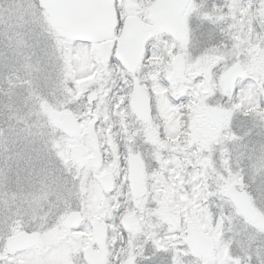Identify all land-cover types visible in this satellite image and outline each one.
Here are the masks:
<instances>
[{
	"label": "rangeland",
	"instance_id": "obj_1",
	"mask_svg": "<svg viewBox=\"0 0 264 264\" xmlns=\"http://www.w3.org/2000/svg\"><path fill=\"white\" fill-rule=\"evenodd\" d=\"M126 1L142 7L144 12L140 16L145 21V9L151 0ZM250 1L206 0L205 13L212 19L202 18L198 22V35L201 32L209 33L213 37L211 43H220L222 27L235 25L233 27L236 31L239 28L240 10L247 7ZM25 4L35 15L25 14L21 10ZM230 4H234L233 12L229 10ZM213 6L217 11L213 10ZM201 13L203 15L204 11ZM233 13L236 20L231 18ZM220 16L223 19H218ZM191 21L189 19L188 24ZM250 21L251 17L245 14L243 27H248ZM259 21L264 25V17L259 16ZM233 43H236L233 39L228 42L227 58L226 54L223 56L225 63H230L237 51L232 47ZM71 44L50 30L36 0H0L1 232L5 220L17 219L25 224L34 217L49 215L52 208L57 209L56 213L52 212L53 215H62L71 206H75L76 195H81V192H77V184L64 181L62 175L71 172L70 169L74 167L69 159V148L73 143L81 145L87 156L91 155L89 139L81 135L72 141L53 129L47 116L50 110H59L71 112L78 117L81 106L74 100L75 95L95 84L94 79L80 75V70L87 64L88 55L72 54ZM243 46V43H238V50L245 51ZM205 49L203 46L193 51V47L188 45V70L203 65L200 56ZM195 51L199 55L197 63L192 62ZM222 53V48L219 52H212L213 64L215 57ZM221 67V63H215L216 72ZM189 88L193 89L195 85L190 84ZM110 102L111 96L107 89L90 108L100 118L96 133L105 146L106 168L114 166V153L105 145V134L110 132L114 117H125L124 111L114 112ZM241 114V111L235 110L228 120L227 181L228 185L246 190L264 216V173L256 170L259 156L253 140L252 123L243 124ZM218 167L221 168L220 163ZM215 195L218 201L213 198V203L207 207L197 203L190 212L181 209L179 221H175L179 208L176 205L164 207L163 218L156 211L146 209V206L141 208L142 211L136 209L141 230L138 235L131 236L130 242L131 255L138 264H219L220 261L226 264H253L250 259L256 257L260 264H264V245L254 244L264 241V234L258 235L253 229L245 227L231 206L221 200L220 193ZM61 205L69 207L59 209ZM189 222H195L200 231L212 238V260H193L186 251L184 233ZM169 228L178 230L169 232ZM1 232L0 264H9L7 261L1 262L4 254ZM166 236L175 238L168 241L164 239ZM156 242L165 247L157 251ZM255 263L258 264V261Z\"/></svg>",
	"mask_w": 264,
	"mask_h": 264
},
{
	"label": "flooded vegetation",
	"instance_id": "obj_2",
	"mask_svg": "<svg viewBox=\"0 0 264 264\" xmlns=\"http://www.w3.org/2000/svg\"><path fill=\"white\" fill-rule=\"evenodd\" d=\"M152 1L148 2L145 9V21L140 16L144 10L139 4L117 0L116 7L123 9L124 18L136 16L146 25ZM195 3L198 7L195 12L191 13L190 24L187 23L186 43L176 45V41L166 34L147 37L144 40L143 51L147 47L151 51L153 59L143 61V63L140 61L137 66L142 85L134 99L140 106H136L137 110L132 107V109L124 111V118L114 117L111 120V130L104 137L106 147L114 153V166L112 168L104 167L106 163L105 146L102 145L97 135L98 149L101 154L100 168L94 169L89 164L79 167L73 162L74 167L70 169L71 172L62 175L64 181H74L77 184V192H81V195H76L75 206H71V209L57 216L52 214V212L56 213L57 209L52 208L49 215L41 218L34 217L31 221H26L25 224L20 223L17 219L3 221V228L1 227L3 231L0 232L4 254L1 256V262L7 261L9 264H87L83 259V252L89 249L94 264H124L129 257L133 258L134 264H138L136 258L131 255L130 242L131 236L138 235L141 230L136 209L142 211L141 208L146 206V209L155 211L156 205L153 201L156 196L160 195L166 199L162 189L153 190V185L157 183L154 173H157L161 167L164 169L163 177H168L174 171H179L183 178L181 191H187L190 194L193 187L202 190V194L198 192L197 203L205 204L207 207L208 204L213 203V198L218 201L215 194L219 192L221 200L230 205L224 192L229 186L226 165L229 119L225 121L222 112L217 111L221 107H227L223 97L210 90L205 100L195 109L197 138L206 145L202 150H198L197 146L191 142L190 138L185 137L183 132L180 133L177 144L172 145L168 142L162 150L157 149L152 142L156 139L154 135L156 126L172 121L183 129L185 120L193 119L191 113L181 117L168 108L169 102L172 104L184 103L181 100V95L185 91V84L190 85L192 78L202 73L207 74L211 79L218 76L220 72H216L213 68L212 53L206 51H203L200 56L203 59L201 67L194 66L190 70L186 67L188 45L192 46L189 42V35L191 33L198 36L200 29L198 22L202 21L203 16L201 12L204 11V14L206 12V0H195ZM249 4L252 5L251 12L255 13L250 21V26H253L251 35L249 36L247 33L248 27H244L243 32L239 28L235 31V27L231 29L222 27L221 40L228 45L234 36H239L238 43H243L245 50H255L259 55L264 53V25H261L259 21L260 0H252ZM121 33L119 35L112 34V43L119 40ZM209 46L205 45L204 48ZM222 49L223 53L220 56L226 54L227 58L228 47ZM193 54L195 56L192 62L197 63L198 52L195 51ZM176 57H181L183 62V73L179 76L173 73L172 64ZM144 83L149 86L144 87ZM121 88L118 76L113 73L112 77L104 83L95 81L91 88L79 91L81 97L77 103L80 104L81 110L77 118L80 124L87 127L92 120L88 114H96L90 110L93 104L89 106L86 101V95L90 92L97 93L99 99L102 93L108 89L112 110L122 113L123 105L119 109L115 107L122 98ZM188 90L191 91L190 88ZM82 98L83 101H81ZM97 117L95 127L100 121L98 115ZM241 119L243 124L252 123L253 140L256 143V154L259 156L256 170L264 173V122L251 114L245 116L242 113ZM158 153H160L159 158ZM219 163L221 168L218 167ZM98 178L102 179L103 185ZM128 181H131V192ZM234 187L239 191H246L237 186ZM246 193L252 207L264 222V216L257 209L250 194L247 191ZM193 199L196 200L197 197L194 196ZM63 206L61 205L59 209L67 207V205ZM72 213L79 214V222L66 227V222ZM177 213L175 221L180 220L181 209L178 208ZM124 217L136 225L137 232H134L132 226H129V229L124 228L122 225ZM238 217L243 225L253 229L254 233L264 234V230L257 229L240 215ZM93 223L96 224V238L93 236ZM191 223L189 222L188 225ZM21 232L31 234L36 239H29L23 243L28 248L16 251L13 255H7L6 239ZM254 244L264 245V241L254 242ZM185 249L187 251L186 245ZM128 252L129 254H127ZM213 255L214 251L210 260L213 259ZM250 260L253 264H257L256 260L260 264L258 257Z\"/></svg>",
	"mask_w": 264,
	"mask_h": 264
},
{
	"label": "snow or ice",
	"instance_id": "obj_3",
	"mask_svg": "<svg viewBox=\"0 0 264 264\" xmlns=\"http://www.w3.org/2000/svg\"><path fill=\"white\" fill-rule=\"evenodd\" d=\"M116 2L117 0H113V11L116 16L113 35H119L125 28L123 9L116 7ZM100 3L101 0H58L56 6L86 14L96 8ZM155 6L159 10L177 14L182 22H187L191 17V13L195 12L198 7L195 0H156ZM41 7H45V5L42 4ZM228 7L230 12H233L234 4H230ZM251 8L252 5L249 4L240 10L239 30L241 32L244 30L245 14L249 17H254L255 15V13L249 11ZM21 10L25 14L35 15V12L29 11L27 4L23 5ZM213 10L217 11L215 6H213ZM259 14L261 17H264V0H260ZM202 18L206 20L212 19L207 13L203 14ZM231 18L233 20L237 19L234 13ZM218 19H223V16L218 17ZM233 26L235 25H230L229 28L231 29ZM252 31L249 22L247 29L249 36ZM212 39L211 34L204 32H201L198 36L191 33L189 35V42L196 50L205 45H210L205 51L212 53L214 51L219 52L221 48L228 47L223 40L220 43H211ZM232 39L236 41V43L232 44V47L237 49V51L233 54L234 58L231 59V62L225 63L223 56L215 57L216 63L222 64L219 75L211 79L205 73L193 77L191 84L195 85V88L189 91V84H185V91L181 95V100L184 103L172 104L169 102L168 108L170 111L177 113L181 117H185L191 113L193 119L185 120L183 129L179 128L172 121L156 126L154 128L156 139L152 142L157 149H164L168 142L172 145L177 144L181 132L184 133L185 137L191 139V142L197 146L198 150L206 147L197 138L195 109L205 100L210 90L214 91L220 97H223L227 104L226 108L221 107L217 109V111L222 112L225 121L230 118L233 111L239 110L245 116L251 114L258 117L261 122H264V53L258 55L251 51V49L240 51L238 50L239 36H234ZM175 44L179 45L180 42L177 40ZM71 52L77 55H88L87 64L80 70V75L82 76L92 78L97 83L102 84L109 80L113 73H115L122 85V98L117 102L115 107L119 109L123 105L122 111L132 109L133 99L141 87L142 82L138 74V67L128 64L125 61L119 49V41H113L106 58H100L99 60L95 56V49L91 41L82 42L80 40H74L71 44ZM241 56H243V59H241ZM151 59H153V55L145 47L141 57V63ZM213 68H215V63L213 64ZM245 81L246 83H244ZM241 84H243V87H241ZM143 86L148 87L149 85L144 83ZM159 155L160 153H158V158ZM163 171L164 169L161 167L157 170V173H154V176L157 177V183L153 185V190L155 191L157 188L162 189L166 196V199H164L160 195H157L155 201H153L156 205V214L163 218V208H171L173 205L178 206L186 212H190L199 200L198 192L202 194V190L193 187L190 194L187 191H181L183 178L179 171H174L168 177H163ZM128 186L131 192V181H128ZM194 196L197 197L196 200L193 199ZM182 222L183 218L181 217ZM177 230L169 228V232H175ZM174 238V236H166L164 239L171 241ZM155 247L159 251L165 246L156 242ZM125 264H134L133 258L129 257ZM219 264H226V262L220 261Z\"/></svg>",
	"mask_w": 264,
	"mask_h": 264
},
{
	"label": "water",
	"instance_id": "obj_4",
	"mask_svg": "<svg viewBox=\"0 0 264 264\" xmlns=\"http://www.w3.org/2000/svg\"><path fill=\"white\" fill-rule=\"evenodd\" d=\"M37 2L39 7L44 10L47 16L50 28L59 37L65 38L67 40L99 42L108 38L116 22L113 11V0H101V3L96 8L90 10L86 14H81L73 10L57 7L56 4L58 3V0H37ZM42 4L45 5V7H41ZM155 4L156 0L151 6V13L149 16L151 26H149V28H141L143 26H141L135 18H127L125 21L123 38L121 41V53L128 64L136 65L139 62V58L142 54L141 45L144 36H151L153 34L165 32L180 42H184L186 40V22H182L177 14L157 9ZM133 32L139 33V37L137 39H134ZM131 48L138 49L139 54L137 55V50L132 53ZM126 49L129 54L125 53ZM108 50V44L104 43L98 48V56L100 58H104L107 55ZM172 65L174 66V74L177 76L181 75V58L177 57L173 61ZM77 98L78 95L76 96V99ZM95 99L96 94L92 93L88 95L89 103H92ZM133 108L137 110L134 100ZM49 120L54 128L62 130L68 137H79L82 128L79 126L77 120L72 114L57 110H50ZM95 121L96 116H93V121L87 129L91 136V147L94 152V156L90 158L89 161L94 168H99L101 164V156L98 153L96 135L94 133ZM70 155L71 158L77 164L79 163L80 166L88 161V159L84 158V151L80 146H72L70 148ZM98 180L102 185L104 184L101 178H98ZM225 195L230 199L233 206L237 209L241 216L246 218L257 228L264 229L263 222L251 207L245 192H239L234 187L230 186L225 190ZM78 222L79 218L77 213H73L69 216V226L77 224ZM122 225L125 229H129V226H132L134 232H137L136 225L132 224L128 218L124 217L122 219ZM92 227L93 236L96 238V224L93 223ZM26 237L29 236L25 233H21L16 237L7 239V253L14 254L17 250H23L26 248L23 246L19 248L14 242L16 239L25 241ZM186 243L193 257L203 259L210 258L212 254V242L210 238L201 233L196 226L187 228ZM84 258L88 264H94L92 255L88 250L84 251Z\"/></svg>",
	"mask_w": 264,
	"mask_h": 264
}]
</instances>
